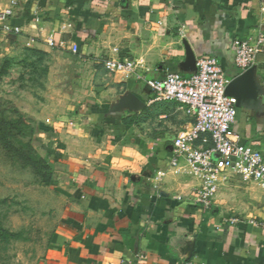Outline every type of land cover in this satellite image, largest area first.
<instances>
[{
    "label": "crops",
    "instance_id": "crops-1",
    "mask_svg": "<svg viewBox=\"0 0 264 264\" xmlns=\"http://www.w3.org/2000/svg\"><path fill=\"white\" fill-rule=\"evenodd\" d=\"M11 2L10 31H0L61 50L83 96L72 119L44 133L63 208L40 264H264V185L226 171L203 208L200 181L169 166L193 118L146 85L189 77L203 57L229 81L244 75L232 131L264 155V52L241 72L232 49L263 29L264 0H0V9ZM108 59L133 70L109 72Z\"/></svg>",
    "mask_w": 264,
    "mask_h": 264
},
{
    "label": "rangeland",
    "instance_id": "rangeland-1",
    "mask_svg": "<svg viewBox=\"0 0 264 264\" xmlns=\"http://www.w3.org/2000/svg\"><path fill=\"white\" fill-rule=\"evenodd\" d=\"M31 46L0 31V118H20L29 126L20 138L46 160L51 182L44 183L0 146V264H40L45 258L63 202L52 184L53 162L42 152L44 133L51 135L57 121L72 119L83 98L77 68L62 51Z\"/></svg>",
    "mask_w": 264,
    "mask_h": 264
},
{
    "label": "built area",
    "instance_id": "built-area-1",
    "mask_svg": "<svg viewBox=\"0 0 264 264\" xmlns=\"http://www.w3.org/2000/svg\"><path fill=\"white\" fill-rule=\"evenodd\" d=\"M16 5L11 2L0 9L2 30L10 29L9 20ZM12 31L19 33L17 28ZM232 49L234 65L241 72L248 70L264 52V26L254 38H234ZM103 66L113 73H130L134 67L129 61L114 59L104 61ZM228 84L229 80L213 57L197 59L195 71L189 77L173 73L146 81L155 101L174 102L193 118V123L173 139L169 166H185L189 174L200 181L197 202L203 208L211 206L220 176L226 171L240 176L245 182L264 185L263 153L250 144L241 143L232 131L238 105L237 99L226 92ZM198 141L210 146H195Z\"/></svg>",
    "mask_w": 264,
    "mask_h": 264
},
{
    "label": "trees",
    "instance_id": "trees-1",
    "mask_svg": "<svg viewBox=\"0 0 264 264\" xmlns=\"http://www.w3.org/2000/svg\"><path fill=\"white\" fill-rule=\"evenodd\" d=\"M26 130L30 131V128L20 118L15 120L0 118V146L23 167L30 168L48 184L51 182V168L46 160L35 152L29 141L21 140L20 137L27 135Z\"/></svg>",
    "mask_w": 264,
    "mask_h": 264
},
{
    "label": "water",
    "instance_id": "water-1",
    "mask_svg": "<svg viewBox=\"0 0 264 264\" xmlns=\"http://www.w3.org/2000/svg\"><path fill=\"white\" fill-rule=\"evenodd\" d=\"M246 78L243 76H239L238 78H235L231 81H229V84L227 86L226 92L229 95L234 96L237 99V105L239 104V95L242 97L244 94L241 91V85L244 84Z\"/></svg>",
    "mask_w": 264,
    "mask_h": 264
}]
</instances>
